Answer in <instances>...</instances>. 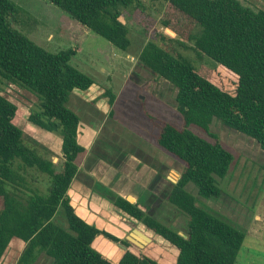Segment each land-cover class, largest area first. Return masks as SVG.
Returning a JSON list of instances; mask_svg holds the SVG:
<instances>
[{"label": "trees", "instance_id": "1", "mask_svg": "<svg viewBox=\"0 0 264 264\" xmlns=\"http://www.w3.org/2000/svg\"><path fill=\"white\" fill-rule=\"evenodd\" d=\"M48 1L114 48L130 50V30L122 21L123 13L142 0ZM158 1L169 3L193 21L195 48L217 63L212 76L206 78L190 61L157 40L149 41L139 56L144 68L178 90L184 126L165 123L157 143L184 164L169 202L188 217L187 234L183 236L126 198L109 195V200L118 211L176 247V264H237L245 232L200 207L187 190L193 184L201 198H219L223 191L218 179L227 175L235 157L221 143L210 142L191 128L211 135L217 120L264 150V11L254 12L239 0ZM17 12L11 0H0V78L39 98V110L30 121L62 138L65 158L59 167L52 157L24 143V133L14 122L19 108L0 90V264L17 239L26 244L17 264H35L43 253L55 264H161L129 240L119 239L76 213L68 193L80 173L78 159L87 150L78 141L81 119L67 104L74 91L87 92L95 81L72 65L76 50L51 53L15 29L10 18ZM114 99L111 95L112 105ZM29 169L49 177L46 193L30 187L25 176ZM61 210L67 227L55 222ZM100 236L127 248L117 263L93 248Z\"/></svg>", "mask_w": 264, "mask_h": 264}, {"label": "rangeland", "instance_id": "2", "mask_svg": "<svg viewBox=\"0 0 264 264\" xmlns=\"http://www.w3.org/2000/svg\"><path fill=\"white\" fill-rule=\"evenodd\" d=\"M11 1L18 7L17 14L10 18L15 29L51 53L76 50L72 65L95 81L87 92L74 91L67 104L81 119L78 141L87 150L78 159L82 171L80 182L85 174L96 173L94 170L113 185L120 174L144 181L146 188L140 184H128L119 176L116 183L120 186L123 181L121 190L103 184L98 196L103 199L101 192H106L125 198L126 193L140 196L144 191L154 192L155 198L161 201L159 205L149 207L154 217L186 235L188 217L180 214L169 202V194L181 178L184 164L157 143L165 123L178 128L184 126L183 116L178 111V90L144 68L139 56L149 41L157 40L162 47L183 56L204 77L210 78L217 63L195 48L191 40L197 32L193 21L167 2L142 0L141 5L124 10L122 21L129 28L132 41L130 50L124 52L48 0ZM239 1L254 12L264 11V0ZM160 35L165 39H160ZM0 90L19 108L14 122L24 133V143L36 148L45 157H52L60 167L64 161L62 138L30 121L32 113L39 110V98L2 78ZM111 95L115 98L113 105L110 103ZM191 131L210 142L221 143L233 153L235 160L227 175L218 179L223 191L219 198H201L193 184L187 190L197 198L200 207L245 232L246 240L237 264H264V150L255 140L225 127L217 120L211 126V135L195 126ZM25 176L31 188L43 194L47 192L49 177L32 169ZM33 180L36 183H32ZM81 190L82 186L73 189L69 198L86 208L78 210L90 224L94 219L100 228L121 240H128L136 229L143 231L153 238L141 249L147 257L161 264L177 263L179 250L176 247L115 207L108 209L100 218H93L91 211L99 210L100 203L91 204L80 199ZM94 212L98 214L96 210ZM55 222L68 226L62 210L57 213ZM120 245L100 236L93 248L117 263L125 252ZM25 248L24 242L14 240L1 264H17ZM35 264L55 262L43 253Z\"/></svg>", "mask_w": 264, "mask_h": 264}, {"label": "crops", "instance_id": "3", "mask_svg": "<svg viewBox=\"0 0 264 264\" xmlns=\"http://www.w3.org/2000/svg\"><path fill=\"white\" fill-rule=\"evenodd\" d=\"M80 128H81V126H80ZM49 133V132H48ZM87 153V152H86ZM85 153V154H86ZM84 154V155H85ZM80 167V166H79ZM96 173H91L92 175H90V176H88V175H86L85 174V176H84V178L82 179V181L80 182V178H81V175H82V171L80 170V173H79V175H78V177L74 180V182H73V184H72V187H71V189L73 190V189H76V188H78L79 186L81 187L82 186V188H83V190H81L80 191V193H79V195H80V199H82V200H84V201H86L87 203H91V204H98V201H99V203H100V206H98V205H95V206H98L99 207V210L98 209H95L97 212H98V214H96L94 211L95 210H92L91 211V214H92V217L94 218V217H101V216H103V214L105 213V212H107V210L108 209H110V208H114L115 206H114V204L110 201V200H107V199H109V195L108 194H106V192H101V194H102V197H103V199H101L99 196H98V191H101V190H99V187H98V185H102L103 186V184L104 185H109V186H112V187H118V189H120L121 190V186H122V184H123V181L120 183V186H119V183H116L117 182V180L119 179L118 177L119 176H121L122 178H124V179H126V183H128V184H131V183H135V184H140V185H142V186H144L145 188H146V185H147V183L146 182H144V181H141L140 182V180L138 181V180H136V179H130L129 177H125V175L124 174H120V175H118L116 178H115V182H114V184L115 185H113L112 183H108V182H106V180L96 171V170H94ZM151 180H153L152 178H151ZM86 181V182H85ZM146 181L148 182V179L146 178ZM85 182V184H83ZM176 184V183H175ZM141 186V187H142ZM95 188H97V190H95ZM72 190H70L69 192L71 193V191ZM94 190H95V192H94ZM69 194V193H68ZM124 197L128 200V201H130L131 203H134V204H139L140 205V207L146 212V213H148L149 215H151V216H155L154 215V213L149 209V207H151V205H159L160 204V200H158V199H156L155 198V196H154V192H151V191H144V193L142 194V195H140V196H137V195H135V194H132V193H126L125 195H124ZM131 199H132V201H131ZM158 201V202H157ZM72 204L74 205V207H75V209H76V213L79 215V216H81L83 219H85V216L78 210V208H83V210H85L86 208L84 207V206H82V205H78V204H76V202L75 201H72ZM116 208V207H115ZM156 208V207H155ZM176 209V208H175ZM117 210V209H116ZM177 210V209H176ZM85 212V211H84ZM180 214H182L181 212H179ZM183 215V214H182ZM185 216V215H184ZM96 219V218H95ZM87 222H89L87 219H85ZM90 223V222H89ZM91 224H95V225H97L96 223H95V221H94V219H93V222L91 223ZM97 227L98 228H100L99 227V225H97ZM100 229H102V228H100ZM103 230V229H102ZM148 230V229H147ZM150 231V230H149ZM141 232H143V231H141ZM145 235H147L152 241H153V238L150 236V235H148V234H146L145 232H143ZM124 254V253H123ZM122 254V255H123Z\"/></svg>", "mask_w": 264, "mask_h": 264}, {"label": "water", "instance_id": "4", "mask_svg": "<svg viewBox=\"0 0 264 264\" xmlns=\"http://www.w3.org/2000/svg\"><path fill=\"white\" fill-rule=\"evenodd\" d=\"M65 158V156H64ZM183 235V234H182ZM186 236V235H183ZM128 240L135 245L136 247L140 248V249H144L145 246L149 243L152 242V240L145 235L143 232H141L140 230H134V232L128 237ZM120 247L126 251L127 248L123 245H120Z\"/></svg>", "mask_w": 264, "mask_h": 264}]
</instances>
